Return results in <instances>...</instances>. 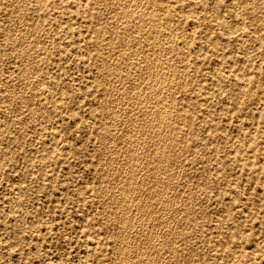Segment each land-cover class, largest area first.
I'll list each match as a JSON object with an SVG mask.
<instances>
[{"label": "rangeland", "instance_id": "1", "mask_svg": "<svg viewBox=\"0 0 264 264\" xmlns=\"http://www.w3.org/2000/svg\"><path fill=\"white\" fill-rule=\"evenodd\" d=\"M39 1L0 0V264H264V0Z\"/></svg>", "mask_w": 264, "mask_h": 264}, {"label": "bare ground", "instance_id": "2", "mask_svg": "<svg viewBox=\"0 0 264 264\" xmlns=\"http://www.w3.org/2000/svg\"><path fill=\"white\" fill-rule=\"evenodd\" d=\"M36 1H37V0H36ZM40 1H41V0H40ZM40 1H39V2H40ZM97 1H98V2H104L105 0H97ZM145 1H146V0H145ZM145 1H144V2H145ZM151 1H152V0H151ZM151 1H150V2H151ZM259 1H260V0H259ZM13 2H14V1H13ZM120 2H121V1H120ZM130 2H131V1H130ZM130 2H129V3H130ZM147 2H148V1H147ZM180 2H181V1H180ZM191 2H192V1H191ZM122 3L124 4V2H122ZM256 3H257V1L255 2V6H256ZM11 4H12V3H11ZM36 4H37V2H36ZM40 4H41V3H40ZM134 4H136V3H134ZM138 4H139V3H138ZM193 4H194V3H193ZM193 4H192V5H193ZM24 5H25V4H24ZM26 5H27V4H26ZM38 5H39V4H38ZM112 5H113V4H112ZM119 5H120V4H119ZM119 5L117 6V8H121V7H119ZM127 5H128V4H127ZM127 5H126V6H127ZM132 5H133V4H132ZM139 5H140V4H139ZM145 5H146V2H145ZM262 5H263V3H262ZM18 6H19V5H18ZM122 6H123V5H122ZM143 6H144V5H143ZM164 6H165V5H164ZM186 6H187V5H186ZM257 6H258V5H257ZM16 7H17V6H16ZM136 7H138V5H137ZM190 7H191V6H190ZM259 7H260V6H259ZM19 8H20V7H19ZM140 8H141V7H140ZM263 8H264V7H263ZM121 9H122V8H121ZM127 9H128V7H127ZM134 9H135V8H134ZM137 9H138V8H136L135 10L137 11ZM186 9H187V8H186ZM201 9H202V8H201ZM236 9H237V8H236ZM236 9H235V10H236ZM17 10H19V9H17ZM73 10H74V9H73ZM125 10H126V9H125ZM141 10H142V9H141ZM22 11H23V8H22L21 12H22ZM32 11H33V10H32ZM122 11H124V10H122ZM145 11H146V10H145ZM256 11H257V10H256ZM27 12H29V11H27ZM131 12H132V11H131ZM165 12H166V10H165V8H164V13H165ZM199 12H200V11H199ZM164 13H163V14H164ZM147 15H148V14H147ZM261 15H262V14H261ZM19 16H20V15H19ZM178 16H179V15H178ZM225 16H226V15H225ZM262 16H263V15H262ZM38 17H39V16H38ZM121 17H122V16H121ZM237 17H238V15H237ZM20 18H21V17H20ZM20 18H19V19H20ZM25 18H26V17H25ZM176 18H177V17H176ZM226 18H227V17H226ZM259 18H260V17H259ZM123 19H124V17H123ZM179 19H180V18H179ZM237 19H238V18H237ZM242 19H243V18H242ZM20 20H21V19H20ZM20 20H19V21H20ZM224 20H225V19H224ZM235 20H236V19H235ZM259 20H260V19H259ZM14 21H15V20H14ZM23 21H24V20H23ZM23 21H21V22H23ZM125 21H126V20H125ZM238 21H239V20H237V22H238ZM11 22H12V21H11ZM73 22H74V21H73ZM129 22H130V21H129ZM139 22H140V21H139ZM237 22H236V23H237ZM240 22H241V21H239V23H240ZM258 22H259V21H258ZM23 23H24V22H23ZM146 23H147V22H146ZM195 23H196V22H195ZM243 23H244V22H243ZM2 24H3V23H2ZM10 24H11V23H10ZM20 24H21V23H20ZM29 24H30V23H29ZM35 24H36V23H35ZM224 24H225V23H224ZM241 24H242V22H241ZM261 24H262V23H261ZM18 25H19V24H18ZM21 25H22V24H21ZM21 25H20V26H21ZM26 25H27V24H26ZM70 25H71V24H70ZM231 25H232V24H231ZM233 25H235V24H233ZM239 25H240V24H239ZM13 26H14V24H13ZM148 26H149V25H148ZM22 27H24V26H22ZM142 27H143V26H142ZM191 27H192V26H191ZM240 27H242V26H240ZM118 28H119V27H118ZM236 28H237V27H236ZM261 28H262V27H261ZM24 29H25V28H24ZM230 29H231V28H230ZM240 29H241V28H240ZM245 29H246V28H245ZM27 30H28V29H27ZM27 30H26V31H27ZM57 30H58V29H57ZM115 30H116V29H115ZM122 30H123V29H122ZM122 30H121V31H122ZM124 30H126V29H124ZM191 30H192V29H191ZM228 30H229V29H228ZM237 30H238V29H237ZM23 31H24V30H23ZM26 31L23 32V33H25V36H26ZM231 31H232V29L230 30V32H231ZM238 31H239V30H238ZM243 31L246 32L245 30H243ZM243 31H242V32H243ZM258 31H259V30H258ZM33 32H34V31H33ZM244 32H243V33H244ZM227 33H228V32H227ZM234 33H235V32H234ZM243 33H242V34H243ZM28 34H30V33H28ZM114 34H115V33H114ZM122 34H123V33H122ZM242 34H241V35H242ZM243 35L246 36L245 33H244ZM28 36H29V35H28ZM126 36H127V34H126ZM255 36H256V35H255ZM241 37H242V36H241ZM241 37H240V38H241ZM16 38H17V37H16ZM24 38H25V37H24ZM26 38H27V37H26ZM27 39H28V38H27ZM42 39H43V38H42ZM125 39H126V38H125ZM134 39H136V38H134ZM256 39H257V38H256ZM17 40H18V39H17ZM22 40H25V39H21V41H22ZM43 40H44V39H43ZM49 40H50V39H49ZM240 40H241V39H240ZM254 40H255V39H254ZM257 40H258V39H257ZM257 40H256V41H257ZM15 41H16V40H15ZM126 41H127V39H126ZM11 42H12V41H11ZM22 42H23V41H22ZM80 42H81V41H80ZM134 42H135V41H134ZM13 43H14V41H13ZM13 43H12V44H13ZM124 43H125V42H124ZM171 43H172V41H171ZM80 44H81V43H80ZM135 44H136V43H135ZM253 44H255V43H253ZM256 44H257V43H256ZM17 45H18V44H17ZM40 45H41V44H40ZM259 45H260V44H259ZM136 46H137V45H136ZM253 46L256 47L255 45H252V47H251L252 49H253ZM21 47H22V46H21ZM25 47H26V46H25ZM37 47H38V46H37ZM38 48H39V47H38ZM40 49H41V48H40ZM42 49H43V48H42ZM14 50H15V49H14ZM37 50H38V49H37ZM60 50H61V49H60ZM35 53H36V52H35ZM35 53H34V54H35ZM37 53H38V51H37ZM45 53H46V52H45ZM65 53H66V52H65ZM39 54H41V53H39ZM63 54H64V53H63ZM152 54H153V53H152ZM59 55H60V53H59ZM59 55H58V56H59ZM65 55H67V54H65ZM68 55H70V54H68ZM71 55H72V54H71ZM40 56H41V55H40ZM74 56H75V55H74ZM152 56H153V55H152ZM0 57H1V56H0ZM38 58H39V56H38ZM42 58H44V57H42ZM72 58H73V57H72ZM72 58H71V59H72ZM127 58H128V57H127ZM127 58H126V59H127ZM156 58H157V57H156ZM145 60H146V61H149V60H150L149 57H148L147 55H145ZM164 60H165V59H164ZM164 60H163V61H164ZM154 61H155V60H154ZM160 61H161V60H160ZM81 63H82V62H81ZM154 63H155V62H154ZM137 64H138V63H137ZM137 64H136V65H137ZM149 64H150V63H149ZM112 66H113V65H112ZM117 66H119V65H117ZM128 66H129V65H128ZM133 66H134V65H133ZM168 66H169V65H168ZM110 67H111V66H110ZM126 67H127V66H126ZM134 67H135V66H134ZM138 67H139V65H138ZM160 67H161V66H160ZM165 67H166V65H165ZM37 68H38V67H37ZM118 68H119V67H118ZM148 68H151V66H149ZM172 68H173V67H172ZM108 69H109V68H108ZM165 69H166V68H165ZM231 69H232V68H231ZM250 69H251V68H250ZM99 70H100V69H99ZM110 70H111V69H110ZM119 70L121 71V69H119ZM146 70H147V69H146ZM157 70H158V69H157ZM178 70H179V69H178ZM125 71H126V70H125ZM29 72H30V68L28 67V65H25V67L23 68L22 76L25 77L27 74H29ZM34 72H35V71H34ZM34 72H33V73H34ZM149 72H150V71H149ZM155 72H156V71H155ZM111 73H112V71H111ZM122 73H123V72H122ZM126 73H127V72H126ZM118 74H119V73H118ZM164 74H165V72H164ZM167 74H168V73H167ZM220 74H223V72H221ZM140 76H141V75H140ZM153 76H154V75H153ZM215 76H218V75H215ZM48 77H49V76H48ZM166 77H167V76H166ZM129 78H130V77H129ZM225 78H226V77H225ZM161 79H162V78H161ZM165 79H166V78H165ZM152 80H153V79H152ZM159 81H160V80H159ZM224 81H225V80H224ZM222 82H223V81H222ZM48 83H49V82H48ZM169 83H170V82H169ZM151 84H152V83H151ZM151 84H150V85H151ZM156 84H157V83H156ZM183 84H184V83H183ZM240 84H241V83H240ZM136 85H137V84H136ZM159 85H160V84H159ZM241 85H242V84H241ZM156 86H157V85H156ZM174 86H176V85H174ZM38 87H39V86H37V88H38ZM132 87H133V86H131V88H132ZM153 88H154V86H153ZM174 88H175V87H174ZM40 89H41V86H40ZM134 89H135V88H134ZM155 89H156V88H155ZM19 90L21 91V88H20ZM23 90H24V89H23ZM131 90H132V89H131ZM40 91H42V90H40ZM40 91H38V92H40ZM54 91H55V89H54ZM158 91H159V90H158ZM164 91H165V90H164ZM171 91H172V90H171ZM173 91H174V90H173ZM22 92H23V91H22ZM52 92H53V91H52ZM63 92H64V91H63ZM155 92H156V91H155ZM13 93H14V92H13ZM160 93H161V91H160ZM160 93H159V94H160ZM169 93H170V92H169ZM43 94H44V93H43ZM53 94H54V93H53ZM149 94H150V93H149ZM153 94H154V93H153ZM241 94H242V93H241ZM243 94H244V93H243ZM12 95H13V94H12ZM151 95H152V93H151ZM151 95H150V96H151ZM10 96H11V95H10ZM15 96H16V95H15ZM42 96H43V95H42ZM64 96H65V95H64ZM64 96H63V97H64ZM147 96H148V95H147ZM45 97H47V96H45ZM63 97H61V98H63ZM67 97H68V96H67ZM50 98H51V97H50ZM64 98H66V97H64ZM148 98H149V97H148ZM150 98H151V97H150ZM150 98H149V99H150ZM153 98H154V97H153ZM17 99H18V98H17ZM21 99H22V98H21ZM45 99H46V98H45ZM47 99H48V98H47ZM47 99H46V100H47ZM160 99H161V98H160ZM50 100H51V99H50ZM50 100H49V101H50ZM65 100H67V99H65ZM65 100H64V101H65ZM144 100H145V99H144ZM151 100H153V99H151ZM151 100H148V101H151ZM44 101H45V100H44ZM64 101H63V102H64ZM148 101H147V102H148ZM158 101H159V100H158ZM26 102H27V101H26ZM26 102H25V103H26ZM83 102H84V101H83ZM156 102H157V101H156ZM156 102H155L154 104H156ZM28 103H29V102H28ZM49 103H50V102H49ZM53 103H54V102H53ZM53 103H52V104H53ZM64 103H65V102H64ZM160 103H161V101H160ZM162 103H164V102H162ZM165 103H166V102H165ZM26 104H27V103H26ZM54 104H55V103H54ZM170 104H171V103H170ZM10 105H11V104H10ZM258 105H259V104H258ZM23 106H24V105H23ZM58 106H59V105H58ZM203 106H204V105H203ZM26 107H27V106H26ZM56 107H57V105H56ZM56 107H55V108H56ZM60 107H61V105H60ZM160 107H161V106H160ZM160 107H159V108H160ZM166 107H167V106H166ZM14 108H15V107H14ZM46 108H47V107H46ZM55 108H54V109H55ZM62 108H63V107H62ZM62 108H61V109H62ZM105 108H106V107H105ZM108 108H109V107H107V109H108ZM153 108H154V107H153ZM157 108H158V107H157ZM154 109H155V108H154ZM161 109H162V108H161ZM167 109H168V108H167ZM155 110H156V109H155ZM163 110H164V108H163ZM23 111H24V110H23ZM25 111H26V110H25ZM107 111H109V110H107ZM160 111H161V110H160ZM160 111L158 110V112H160ZM16 112H17V111H16ZM29 112H30V111H29ZM32 112H33V111H32ZM25 113H26V112H25ZM115 113H116V112H115ZM115 113H114V115H115ZM2 114H3V113H2ZM18 114H19V113H18ZM22 114H23V113H22ZM152 115H153V113H152ZM155 115H156V114H155ZM157 115H159V114L157 113ZM161 115H162V114H161ZM163 115H164V113H163ZM166 115H167V114H166ZM210 115H211V114H210ZM27 116H28V115H27ZM27 116H26V117H27ZM153 116H154V115H153ZM153 116H152V118H153ZM17 117H18V116H17ZM19 117H20V115H19ZM144 117H147V116H144ZM154 117H156V116H154ZM162 117H163V116H162ZM7 118H8V116H7ZM157 118H158V117H157ZM144 119H147V118H144ZM5 120H6V119H5ZM20 120H21V119H20ZM23 120H24V119H22L21 121H23ZM137 120H138V119H137ZM157 120H158V119H157ZM157 120H156V121H157ZM161 121H162V119H161ZM5 122H6V121H5ZM9 122H10V121H9ZM149 122H150V121H149ZM151 122H152V120H151ZM151 122H150V123H151ZM159 122H160V120H159ZM27 123H28V121H27ZM27 123H26V124H27ZM38 123H39V122H38ZM156 123H157V122H156ZM156 123H155V125H156ZM169 123H170V122H169ZM157 124H158V123H157ZM159 124H160V123H159ZM171 124H172V123H171ZM12 125H13V123H12ZM31 125H32V124H31ZM89 125H90V124H89ZM110 125H111V123H110ZM168 125H169V124H168ZM179 125H180V124H179ZM5 126H6V124H5ZM19 126H20V125H19ZM33 126H34V125H33ZM107 126H109V124H108ZM26 127H27V126H26ZM29 127H30V126H29ZM29 127H28V128H29ZM36 127H37V126H36ZM44 127H45V126H44ZM153 127H154V126H153ZM153 127H151V128H153ZM155 127H156V126H155ZM3 128H4V127H3ZM6 128H7V127H6ZM19 128H20V127H19ZM40 128H41V127H40ZM45 128H47V127H45ZM149 128H150V127H149ZM165 128H166V127H165ZM54 129H55V128H54ZM167 129H168V127H167ZM3 130H4V129H3ZM6 130H7V129H6ZM49 130H50V129H49ZM159 130H160V129H159ZM164 130H165V129H164ZM174 130H175V129H174ZM0 131H1V130H0ZM46 131H47V130H46ZM109 131H110V129H109ZM155 131H156V130H155ZM8 132H9V131H8ZM162 132H163V131H162ZM2 133H3V132H2ZM4 133H5V132H4ZM107 133H108V131H107ZM158 133H159V132H158ZM164 133H165V131H164ZM173 133H174V132H173ZM5 134H6V133H5ZM110 134H111V133H110ZM151 134H152V133H151ZM153 134H154V133H153ZM11 135H12V134H11ZM111 135H112V134H111ZM139 135H140V134H139ZM157 135H158V134H157V132H156V135H155V136H157ZM162 135H163V134H162ZM52 136H53V135H52ZM152 136H154V135H152ZM174 136H176V135H174ZM178 136H179V135H178ZM0 137H1V136H0ZM10 137H11V136H10ZM108 137H109V136H108ZM164 137H165V136H164ZM166 137H167V135H166ZM170 137H171V135H170ZM151 138H152V137H151ZM153 138H154V137H153ZM155 138H156V137H155ZM159 138H161V137H159ZM159 138H158V140H159ZM167 138H168V137H167ZM4 139H5V138H4ZM4 139H3V140H4ZM107 139H108V138H107ZM107 139H106V140L104 139V140L107 141ZM174 139H175V138H174ZM7 140H8V139H7ZM110 140H111V139H110ZM162 140H163V138H162ZM165 140H166V139H164V141H165ZM167 140H168V139H167ZM167 140H166V141H167ZM171 140H172V137H171V139H169V141H171ZM108 141H109V140H108ZM150 141H151V140H150ZM166 141H165V142H166ZM5 142H6V141H5ZM151 143H152V142H151ZM156 143H157V142H156ZM160 143H161V144H164V142L162 143V141H161ZM172 143H173V141H172ZM61 144H62V143H61ZM157 144H158V143H157ZM166 144H167V143H166ZM166 144H165V145H166ZM129 145H130V144H129ZM129 145H128V146H129ZM168 145H169V142H168ZM176 145H178V144H176ZM176 145H175V146H176ZM185 145H186V144H185ZM175 146H174V147H175ZM0 147H2V146H0ZM57 147H58V146H57ZM224 147H225V146H224ZM131 148H132V147H131ZM158 148H160V147H158ZM167 148H168V147H167ZM167 148H166V150H167ZM179 148H180V147H179ZM6 149H7V147H6ZM56 149H57V148H56ZM58 149H59V148H58ZM127 149H128V148H127ZM127 149H126V151H127ZM177 149H178V147H177ZM160 150H161V149H160ZM163 150H165V149H163ZM128 151H130V149H129ZM155 151H156V150H155ZM171 152H172V151H171ZM173 152H175V150H173ZM244 152H245V151H244ZM110 153H111V151H110ZM110 153H109V154H110ZM1 154H2V153H1ZM158 154H160V152H159ZM158 154H157V155H158ZM161 154H162V153H161ZM167 154H168V153H167ZM229 154H230V153H229ZM103 155H104V154H103ZM149 155H150V154H149ZM149 155H148V156H149ZM162 155H163V154H162ZM162 155H161V156H162ZM170 155H171V154H170ZM173 155H174V154H172V156H173ZM7 156H8V155H7ZM7 156H6V157H7ZM150 156H151V155H150ZM155 156H156V155H155ZM155 156H154V159H155ZM158 156H159V155H158ZM163 156H164V155H163ZM163 156H162V160L164 159ZM165 156H166V155H165ZM165 156H164V157H165ZM175 156H176V155H175ZM175 156H174V157H175ZM177 156H179V155L177 154ZM183 156H184V155H183ZM183 156H182V157H183ZM2 157H3V156H2ZM156 157H157V156H156ZM8 158H9V157H8ZM114 158H115V157H114ZM148 158H149V157H148ZM150 158H151V157H150ZM179 158H180V157H179ZM179 158H178V160H179ZM105 159H106V158H105ZM110 159H111V157H110ZM112 159H113V158H112ZM103 160H104V159H103ZM160 160H161V159H160ZM162 160H161V161H162ZM166 160H168V158H167ZM166 160H165V161H166ZM161 161H160V162H161ZM165 161H162V162H164V164H166ZM168 161H169V160H168ZM105 162H106V160H105ZM110 162H112V161H110ZM156 162H157V161H156ZM158 162H159V160H158ZM160 162H159V163H160ZM162 162H161V163H162ZM102 163H103V165H104V162H103V161H102ZM102 163H101V164H102ZM114 163H115V162H114ZM161 163H160V164H161ZM171 163H172V162H171ZM98 164H99V162H98ZM103 165H102V166H103ZM107 165H108V164H107ZM109 165H110V164H109ZM170 165H171V164H170ZM112 166H113V164H112ZM112 166H110V167L112 168ZM124 166H125V165H124ZM110 167H109V168H110ZM0 168H1V167H0ZM34 168H35V167H34ZM109 168H108V170H109ZM256 168H257V167H256ZM116 169H117V168H116ZM124 169H125V168H124ZM129 169H131V168H129ZM111 170H112V169H111ZM126 171H127V167H126ZM126 171H125V172H126ZM134 171H135V170H134ZM31 172H32V171H31ZM36 172H38V171H35V173H36ZM108 172H110V170H109ZM108 172L105 171V175H106V173H108ZM130 172H131V170H130ZM33 173H34V172H33ZM111 173H112V171H111ZM128 173H129V172H128ZM126 174H127V173H125V175H126ZM131 174H132V172H131ZM107 175H109V174H107ZM122 175H123V174H122ZM151 175H152V174H151ZM109 176H110V175H109ZM109 176H108V177H109ZM123 176H124V175H123ZM123 176H122V177H123ZM127 176H128V175H126V177H127ZM130 176H131V175H130ZM135 176H136V175H135ZM137 176H138V175H137ZM137 176H136V177H137ZM154 176H155V174H154ZM103 177H104V176H103ZM105 177H106V176H105ZM119 177H121V175H120ZM124 177H125V176H124ZM128 177H129V176H128ZM133 177H134V176H133ZM136 177H135V178H136ZM144 177H145V176H144ZM144 177H143V178H144ZM155 177H156V176H155ZM157 177H158V176H157ZM137 178H139V177H137ZM125 179H126V178H125ZM139 179H141V178H139ZM139 179H138V180H139ZM154 179L156 180V178H154ZM154 179H152V180H154ZM135 180H136V179H135ZM138 180H136V181H138ZM142 180H143V179H142ZM155 180H154V181H155ZM122 181H123V179H122ZM126 181H127V180H126ZM126 181H125V182H126ZM129 181H131L130 178H129ZM133 181H134V180H133ZM125 182H124V184H125ZM140 182H141V184L143 183L142 181H140ZM145 182H147V180H146ZM150 182H151V181H150ZM100 183H102V182H100ZM115 183H116V182H115ZM132 183H133V182H132ZM134 183H135V182H134ZM134 183H133V184H134ZM137 183H138V182H137ZM152 183H153V181H152ZM156 183H159V182H156ZM162 183H165V182L162 181ZM162 183L160 182V185H161ZM129 184H130V182H129ZM125 185H126V184H125ZM125 185H123V186H125ZM139 185H140V184H139ZM143 185H145V184H143ZM153 185H154V184H153ZM162 185H163V184H162ZM165 185H166V184H165ZM165 185H164V186H165ZM102 186H103V185H102ZM158 186H159V185H158ZM164 186H163V187H164ZM132 187H133V186H132ZM149 187L151 188L152 185L149 186ZM149 187L146 188V189H147V191H146L147 194H148V188H149ZM155 187L157 188V185H155ZM155 187H154V188H155ZM100 188H101V187H100ZM123 188H124V187H123ZM123 188L121 187L120 189H123ZM129 188H130V187H129ZM139 188H140V187H139ZM142 188L144 189L145 187L142 186ZM152 188H153V187H152ZM152 188H151V189H152ZM165 188H166V187H165ZM165 188H164V190H165ZM23 189H24V188H23ZM103 189H105V188H103ZM103 189H102V190H103ZM109 189H110V188H109ZM118 189H119V188H118ZM120 189H119V190H120ZM143 189H142V190L138 189V190H136V191L139 192V190H140V191L142 192ZM151 189H149V191H150ZM159 189H160V188H159ZM159 189H157V191H158ZM166 189H167V188H166ZM24 190H25V189H24ZM106 190H108V188H107ZM125 190H126V188H125ZM197 190H199V189H197ZM122 191H123V190H122ZM136 191L134 190V192H136ZM155 191H156V189H155ZM157 191H156V192H157ZM159 191H161V189H160ZM162 191H163V190H162ZM104 192H105V191H104ZM107 192L109 193V190H108ZM119 192H121V190H120ZM125 192L128 193V190H126ZM125 192H124V193H125ZM132 192H133V191H132ZM137 192H136V193H137ZM180 192H181V191H180ZM124 193H123V194H124ZM149 193H150V192H149ZM154 193H155V192H154ZM154 193H153V191H152V193H150V194L153 195ZM157 193H158V192H157ZM182 193H183V192H182ZM123 194H122V195H123ZM129 194H130V193H129ZM132 194H133V193H132ZM132 194H131V195H132ZM141 194H142V193H141ZM162 194H163V193H162ZM162 194H161V195H162ZM101 195H102V194H101ZM138 195H139V194H138ZM154 195H155V194H154ZM157 195H159V194H157ZM109 196H110V195H109ZM125 196H127V195L125 194ZM134 196H135V194H134ZM134 196H133V197H134ZM142 196H143V195H142ZM148 196H149V195H148ZM77 197H78V196H77ZM113 197H115V196H113ZM113 197H112V198H113ZM128 197H129V196H128ZM133 197H132V198H133ZM149 197H151V196H149ZM101 198H102V197H101ZM103 198H104V197H103ZM112 198H110V199H112ZM115 198H116V197H115ZM119 198H122L121 195H120ZM154 198H155V197H152L151 199H154ZM156 198H157V197H156ZM173 198H174V197H173ZM173 198H172V199H173ZM177 198H178V197H177ZM198 198H199V197H198ZM106 199H107V198H106ZM122 199H123V198H122ZM134 199H136V196H135ZM137 199H138V198H137ZM140 199H141V198H140ZM144 199H146V202H147V199H148L147 195H146V198H144ZM157 199H158V198H157ZM160 199H161V198H160ZM164 199H165V201H166V198H164ZM167 199H168V198H167ZM183 199H184V198H183ZM183 199H182V200H183ZM127 200L129 201V199H127ZM130 200H131L130 202L134 201V200H132V199H130ZM148 200H149V199H148ZM169 200H170V199H169ZM174 200H175V199H174ZM177 200H178V199H177ZM117 201H118V200H117ZM117 201H116V202H117ZM119 201H120V200H119ZM128 201H127V202H128ZM139 201H140V200H139ZM144 201H145V200H144ZM156 201H157V200H156ZM23 202H24V200H23ZM105 202H106V201H105ZM107 202H108V200H107ZM116 202L113 203V204H116ZM124 202H125V201H124ZM124 202H123V203H124ZM135 202H136V201H135ZM148 202H151V200L148 201ZM148 202H147V203H148ZM162 202L164 203V201H162ZM178 202H179V200H178ZM12 203H13V202H12ZM79 203H80V202H79ZM103 203H104V202H103ZM117 203H118V202H117ZM136 203H137V202H136ZM142 203H143V202H142ZM144 203H145V202H144ZM147 203H146V204H147ZM159 203H160V202H159ZM174 203H175V202H174ZM108 204H109V203H108ZM124 204H125V203H124ZM129 204H130V203L128 202V205H129ZM139 204H140V202H139ZM149 204L151 205L152 203H149ZM149 204H148V205H149ZM157 204H158V203H157ZM169 204H170V203H168V205H169ZM122 205H123V204H122ZM125 205H126V204H125ZM137 205H138V204H137ZM137 205H136V206H137ZM148 205H147V208H148ZM153 205H154V203H153ZM162 205H163V204H162ZM166 205H167V204H166ZM168 205H167V206H168ZM184 205H185V203H184ZM103 206H104V205H103ZM110 206H111V205H109V207H110ZM142 206H143V204H142ZM142 206H141V208H143ZM173 206H174V205H173ZM182 206H183V205H182ZM114 207H115V205H114ZM118 207H119V206H118ZM128 207H131V206H128ZM138 207H139V206H137L136 209H137ZM144 207H146V205H145ZM165 207H166V206H165ZM169 207H170V206H169ZM169 207H167V208H169ZM184 207H185V206H184ZM15 208H16V206H15ZM133 208H134V207H133ZM147 208H146V209L143 208L142 212H144V209H145V210H148V209H149V208H148V209H147ZM104 209H106L105 206H104ZM121 209H122V208H121ZM121 209H120V210H121ZM124 209H125V207L123 208V210H124ZM120 210H119V211H120ZM125 210H126V209H125ZM129 210H130V208H129ZM133 210H134V209H133ZM138 210H140V209H138ZM165 210H166V208H165ZM168 210H171V209H168ZM111 211H112V208H111ZM150 211H152L151 208L149 209V212H150ZM166 211H167V210H166ZM19 212H20V211H19ZM112 212H113V211H112ZM123 212H124V211H123ZM132 212H133V211H131V213H132ZM24 213H25V212H24ZM106 213H107V212H106ZM124 213H125V212H124ZM136 213H138L137 210H136ZM147 213H148V211H147ZM150 213H152V212H150ZM167 213H169V212L167 211ZM167 213H166V214H167ZM173 213H174V212H173ZM185 213H186V212H185ZM120 214H121V213H120ZM132 214H133V213H132ZM132 214H131V215H132ZM144 214H146V213H144ZM144 214H143V215H144ZM122 215H123V214H122ZM122 215H121V216H122ZM149 215H150V214H149ZM168 215H169V214H168ZM168 215H167V216H168ZM171 215H172V214H171ZM121 216H120V217H121ZM123 216H124V215H123ZM129 216H130V215H129ZM165 216H166V215H165ZM158 217H159V216H158ZM158 217H156V219H157ZM160 217H162V216H160ZM168 217H169V216H168ZM225 217H226V216H225ZM21 218H22V216H21ZM169 218H171V217H169ZM173 218H174V217H173ZM14 219H15V217H14ZM118 219H119V218H118ZM120 219H122V218H120ZM123 219H124V218H123ZM123 219H122V220H123ZM159 219H160V218H159ZM122 220H121V221H122ZM124 220H125V219H124ZM166 220H167V219H166ZM170 220H171V219H170ZM175 220H176V218H175ZM121 221H118L119 224L122 223ZM152 221H153V220H152ZM158 221H159V220H158ZM158 221H157V222H158ZM181 221H182V220H181ZM129 222H130V221H129V218H128V223L126 222L127 225L129 224ZM134 222H135V221H134ZM154 222H155V223H154V225H155V224H156V221H154ZM163 222H164V221H163ZM163 222H160V223H163ZM173 222H174V221H173ZM16 223H17V221H16ZM115 223H116V222H115ZM166 223H167V221H166ZM188 223H189V222H188ZM163 224H165V223H163ZM130 225H131V223H130ZM134 225H135V224H134ZM136 225H137V224H136ZM151 225H152V222H151ZM151 225H149V226L151 227ZM157 225H159V223H158ZM166 225L168 226V223H167ZM132 226H133V225H132ZM155 226H156V225H155ZM164 226H165V225H164ZM141 227H142V226H141ZM141 227H140V230H142ZM156 227H157V226H156ZM156 227H155V228H156ZM158 227H159V226H158ZM138 228H139V224H138ZM151 228H152V227H151ZM125 229H127V228H125ZM128 229H129V228H128ZM135 229H136V227H135ZM22 230H23V229H22ZM130 230H131V229H130ZM152 230H153V228H152ZM138 231H139V230H138ZM120 232H123V229H122V231H121V228H120ZM127 232H128V230H127ZM127 232H126V235L128 234ZM131 232H132V230H131ZM140 232H141V231H140ZM140 232H139V234H140ZM133 233L135 234V231H134ZM178 233H179V231H178ZM38 234H39V233H38ZM121 234H122V233H121ZM179 234H180V233H179ZM181 234H182V233H181ZM115 235H116V234H115ZM122 235H123V234H122ZM126 235H125V236H126ZM131 235H132V233H131ZM140 235H141V234H140ZM123 236H124V235H123ZM132 236H133V235H132ZM146 236H148V235H146ZM163 236H164V235H163ZM15 237H16V236H15ZM121 237H122V236H121ZM121 237H120V238H121ZM138 237H139V235L136 236V239L134 238L133 240H137ZM164 237H165V236H164ZM167 237H168V236H167ZM167 237H165V238H167ZM115 238H116V237H115ZM123 238H124V237H123ZM150 238H151V237H150ZM150 238H149V236H148V239H150ZM161 238H162V237H161ZM182 238H183V237H182ZM126 239H127V238H126ZM144 239H145V238H144ZM146 239H147V238H146ZM151 239H152V238H151ZM114 240H115V239H114ZM133 240H132V241H133ZM157 240H158V239H157ZM159 240H160V239H159ZM121 241H122V240H121ZM128 241H130V240L128 239ZM144 241L146 242V240H144ZM149 241H150V240H149ZM151 241H152V240H151ZM151 241H150V242H151ZM164 241H165V239H164ZM164 241H163V243H164ZM137 242H138V241H137ZM142 242H143V241H141V243H142ZM150 242H149V243H150ZM120 243H121V245H122V242H120ZM135 243H136V241H135ZM143 243H144V242H143ZM143 243H142V244H143ZM151 243H152V242H151ZM157 243L159 244V242H157ZM160 243H162V242H160ZM114 244H115V242H114ZM117 244H119V243H117ZM155 244H156V243H155ZM158 244H157V245H158ZM164 244H165V243H164ZM164 244H162V245H164ZM171 244H173V243H171ZM128 245H129V244H128ZM130 245L132 246V243H131ZM136 245H137V244H136ZM138 245H140V244L138 243ZM138 245H137V246H138ZM152 245H153V244H151L150 246H152ZM126 246H127V245H126ZM126 246H125V247H126ZM134 246H135V245H134ZM144 246H145V243H144ZM164 246H165V245H164ZM164 246H163V247H164ZM170 246H171V245H170ZM170 246H169V248H170ZM187 246H188V244H187ZM118 247H119V246H118ZM123 247H124V246H123ZM140 247H141V246H140ZM156 247H157V246H156ZM160 247H162V246L160 245ZM167 247H168V245H167ZM177 247H178V246H177ZM180 247H181V246H180ZM138 248H139V247H138ZM142 248H143V247H142ZM146 248H147V247H146ZM153 248H154V247H153ZM153 248L151 247V248H150V251H151V249H153ZM169 248H168V249H169ZM186 248H187V247H186ZM131 249H132V247H131ZM134 249H135V247H134ZM148 249H149V248H148ZM154 249H157V248H154ZM154 249H153V250H154ZM163 249H165V247H164ZM170 249H171V248H170ZM177 249H178V248H177ZM179 249H180V248H179ZM119 250H120V249H118V251H119ZM127 250H128V249H127ZM136 250H137V249H136ZM139 250H140V249H139ZM166 250H167V248H166ZM120 251H121V250H120ZM122 251H123V249H122ZM125 251H126V250H125ZM125 251H124V253H125ZM137 251H138V250H137ZM143 251H144V250H143ZM148 251H149V250H147V251L145 250V252H148ZM154 251H156V250H154ZM158 251H159V249H158ZM163 251H164V250H163ZM172 251H173V250H172ZM185 251H186V250H185ZM132 252H133V251H132ZM135 252H136V251H135ZM140 252H141V251H140ZM151 252L153 253V251H151ZM159 252H162V248H161V250H160ZM173 252H174V251H173ZM118 253H119V252H118ZM118 253H117V254H118ZM124 253H123V254H124ZM126 253H127V252H126ZM137 253H138V252H137ZM142 253H143V252H142ZM155 253H156V252H155ZM180 253H181V251H180ZM132 254H133V253H132ZM134 254H135V253H134ZM143 254H144V253H143ZM143 254H142V256H143ZM147 254H148V253H147ZM149 254H150V252H149ZM149 254H148V256H149ZM157 254H158V253H157ZM119 255H120V253H119ZM119 255H116V256L119 257ZM126 255H127V254H126ZM126 255H125V256H126ZM130 255H131V253H130ZM135 255H138V254H135ZM144 255H145V254H144ZM154 255H155V254H154ZM160 255H161V257H163L162 253H161ZM160 255H159V257H160ZM164 255H165V254H164ZM167 255H168V254H167ZM123 256H124V255H123ZM123 256H122V257H123ZM142 256H140L141 259H142ZM145 256H146V255H145ZM148 256H147V257H148ZM150 256H153V255H150ZM114 257H115V255H114ZM118 257H117V258H118ZM137 257H138V256H137ZM143 257H144V256H143ZM147 257H146V258H147ZM175 257H176V256H175ZM115 258H116V257H115ZM117 258H116V261H118ZM123 258H124V257H123ZM130 258H131V256H130ZM133 258H134V256H133ZM144 258H145V257H144ZM146 258H145V259H146ZM177 258H178V257H177ZM121 259H122V258H121ZM126 259H128V258H125V262L127 261ZM171 259H172V258H171ZM0 260H1V259H0ZM132 260H133V259H132ZM134 260H135V259H134ZM139 260H140V259H139ZM155 260H156V259H155ZM155 260H154V261H155ZM165 260H166V259H165ZM172 260H173V259H172ZM172 260H171V261H172ZM176 260H177V259H175L174 261H176ZM120 261H121V260H120ZM125 262H124V264H125ZM130 262H131V260H130ZM138 262H139V261H138ZM138 262H136V263H134V264H137ZM159 262H161V261H159ZM159 262H158V260H157V264H158ZM177 262H178V261H177ZM177 262H176V263H177ZM116 263H117V262H116ZM139 263H141V262H139ZM147 263H148V262H147ZM162 263H164V258H163V262H162ZM172 263H173V262H172ZM119 264H120V262H119ZM141 264H143V262H142ZM149 264H150V262H149ZM155 264H156V263H155ZM174 264H175V263H174ZM196 264H197V263H196Z\"/></svg>", "mask_w": 264, "mask_h": 264}]
</instances>
